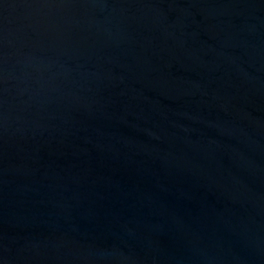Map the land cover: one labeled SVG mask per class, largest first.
<instances>
[{
  "label": "water",
  "instance_id": "1",
  "mask_svg": "<svg viewBox=\"0 0 264 264\" xmlns=\"http://www.w3.org/2000/svg\"><path fill=\"white\" fill-rule=\"evenodd\" d=\"M0 264H264V0H0Z\"/></svg>",
  "mask_w": 264,
  "mask_h": 264
}]
</instances>
